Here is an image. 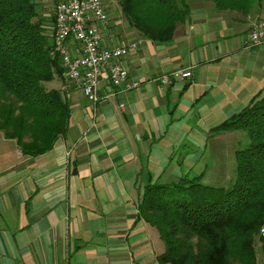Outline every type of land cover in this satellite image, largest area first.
<instances>
[{
  "label": "crops",
  "instance_id": "1",
  "mask_svg": "<svg viewBox=\"0 0 264 264\" xmlns=\"http://www.w3.org/2000/svg\"><path fill=\"white\" fill-rule=\"evenodd\" d=\"M59 1L40 4L55 11ZM112 2L104 44L142 41L125 62L140 86L121 92L104 81L101 95H115L92 104L65 78L47 83L71 107L70 127L38 157L0 132V264H161L164 243L139 215L145 186L214 182L228 166L219 142L238 132L212 130L264 97V44L247 45L264 0L248 14L187 0L190 18L171 44L141 36ZM186 69L190 78L161 83Z\"/></svg>",
  "mask_w": 264,
  "mask_h": 264
},
{
  "label": "trees",
  "instance_id": "2",
  "mask_svg": "<svg viewBox=\"0 0 264 264\" xmlns=\"http://www.w3.org/2000/svg\"><path fill=\"white\" fill-rule=\"evenodd\" d=\"M219 11L251 13L263 0H205ZM141 36L171 44L191 14L187 0H115ZM40 0H0V132L16 140L26 157L51 151L70 127L71 107L47 83L64 78L54 51L51 22ZM53 21V18L51 19ZM56 21V20H55ZM243 132L236 150V176L228 187L185 177L149 182L139 215L158 230L161 264H259L264 226V97L212 130Z\"/></svg>",
  "mask_w": 264,
  "mask_h": 264
},
{
  "label": "built area",
  "instance_id": "3",
  "mask_svg": "<svg viewBox=\"0 0 264 264\" xmlns=\"http://www.w3.org/2000/svg\"><path fill=\"white\" fill-rule=\"evenodd\" d=\"M55 29L51 34L54 51L59 54L64 78L83 90L92 104L114 96L113 90L130 91L140 86V81L129 78L126 66L128 56L138 50L142 41L121 46L104 44L102 28L110 25L108 5L105 0H62L55 6ZM248 47L264 44V19L256 21L248 37ZM192 76L191 69L177 70L164 75L160 81L169 86L175 79ZM108 81L113 89L105 96L101 87ZM264 259V226L260 229Z\"/></svg>",
  "mask_w": 264,
  "mask_h": 264
},
{
  "label": "rangeland",
  "instance_id": "4",
  "mask_svg": "<svg viewBox=\"0 0 264 264\" xmlns=\"http://www.w3.org/2000/svg\"><path fill=\"white\" fill-rule=\"evenodd\" d=\"M115 1V0H105L106 4L109 5L108 2ZM114 3V2H112ZM117 4V2H115ZM42 5V4H41ZM43 7V5H42ZM117 7L119 8L118 4ZM42 11L46 12L49 16V22L51 24H55V11H54V4H50L47 8H44ZM120 13L122 14L121 10ZM53 18V21L51 20ZM251 32V31H250ZM250 34V33H249ZM64 79V78H63ZM47 86H57L55 82L48 83ZM249 142V139L247 138V135L243 132H238L237 134L233 135L232 137L226 139V140H220L219 146L218 145V154L221 153V155L224 158H227V164L226 171L222 172L221 176L220 174L212 180H205L202 179V183L206 185H213V186H224L228 187L230 183L235 179L236 176V158H235V152L236 150L243 148L245 145H247ZM211 183V184H209ZM262 257V255H261ZM260 257V258H261ZM263 259V257L261 258Z\"/></svg>",
  "mask_w": 264,
  "mask_h": 264
}]
</instances>
